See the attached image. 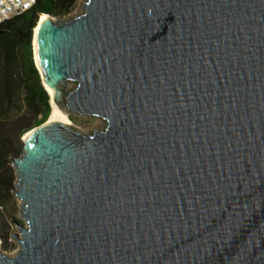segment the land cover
Returning a JSON list of instances; mask_svg holds the SVG:
<instances>
[{
	"label": "water",
	"instance_id": "obj_1",
	"mask_svg": "<svg viewBox=\"0 0 264 264\" xmlns=\"http://www.w3.org/2000/svg\"><path fill=\"white\" fill-rule=\"evenodd\" d=\"M34 48L103 128L22 141L0 264H264V0H84Z\"/></svg>",
	"mask_w": 264,
	"mask_h": 264
},
{
	"label": "trees",
	"instance_id": "obj_2",
	"mask_svg": "<svg viewBox=\"0 0 264 264\" xmlns=\"http://www.w3.org/2000/svg\"><path fill=\"white\" fill-rule=\"evenodd\" d=\"M74 3L75 0H35L27 12L0 23V122L19 109V93L23 94V107L33 115L32 125L21 126L18 137L45 123L50 114L49 96L32 58V34L38 17L40 14L63 17ZM9 154V139L0 132V207L10 185L8 177L1 174Z\"/></svg>",
	"mask_w": 264,
	"mask_h": 264
},
{
	"label": "rangeland",
	"instance_id": "obj_3",
	"mask_svg": "<svg viewBox=\"0 0 264 264\" xmlns=\"http://www.w3.org/2000/svg\"><path fill=\"white\" fill-rule=\"evenodd\" d=\"M84 0H75L73 7L70 12L63 17H52L48 15L54 21H65L69 20L82 12ZM40 76V75H39ZM73 85H69L66 90H69ZM22 93H19L17 99L19 104V109L17 111L11 112L6 119L0 122V132L7 136L9 139V155L3 164V171L1 174L8 177L10 180V185L6 193L5 200L2 207H0V251L7 256H13L18 249V246L12 235L17 233L16 224L24 226V222L20 219L19 215V200L14 196V172L11 168L10 161L13 158H18L20 153L23 152V140L22 136L18 137L19 130L26 124H31L33 122L32 113H28L22 104ZM71 126L77 131L81 132L83 135H88L89 132L94 130H101L103 128V122L94 117H78L69 115L67 116ZM21 119V120H18ZM18 120V121H17ZM32 128V127H31Z\"/></svg>",
	"mask_w": 264,
	"mask_h": 264
},
{
	"label": "bare ground",
	"instance_id": "obj_4",
	"mask_svg": "<svg viewBox=\"0 0 264 264\" xmlns=\"http://www.w3.org/2000/svg\"><path fill=\"white\" fill-rule=\"evenodd\" d=\"M45 18H49V16L45 15V14H40L38 17V21L37 24L35 26V28L33 29V34H32V57H33V62L35 64V66L38 68V65L36 63V56H35V48H34V38H35V33H36V29L38 27V25L45 19ZM41 79H42V75H41ZM42 81V80H41ZM43 87L45 88L46 93L49 96V104H50V114L48 119L46 120L45 123H43L42 125H40L39 127H36L30 131H28L27 133H25L22 137V140L26 139L27 137H29L33 132L37 131L38 129H40L41 127H43L44 125L55 121V122H60L63 123L65 125H70L71 123L69 121V119L67 118V116L65 115L64 112H62L59 108L56 107V105L52 102L51 97H52V93H53V89L48 88L42 81ZM69 87V84L65 83L64 85H62V90H66Z\"/></svg>",
	"mask_w": 264,
	"mask_h": 264
},
{
	"label": "built area",
	"instance_id": "obj_5",
	"mask_svg": "<svg viewBox=\"0 0 264 264\" xmlns=\"http://www.w3.org/2000/svg\"><path fill=\"white\" fill-rule=\"evenodd\" d=\"M35 4V0H0V23L17 17Z\"/></svg>",
	"mask_w": 264,
	"mask_h": 264
}]
</instances>
